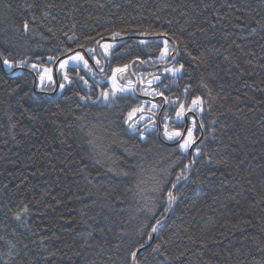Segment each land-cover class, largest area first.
Instances as JSON below:
<instances>
[{
    "label": "trees",
    "instance_id": "obj_1",
    "mask_svg": "<svg viewBox=\"0 0 264 264\" xmlns=\"http://www.w3.org/2000/svg\"><path fill=\"white\" fill-rule=\"evenodd\" d=\"M114 32L103 72L67 67L35 91L45 66ZM166 39L184 65L171 92L205 101L192 161L155 128L130 131L132 91L97 99L113 67L150 64ZM0 54L26 60L0 63V264L9 242L11 264H130L145 241L142 264H264V0H0Z\"/></svg>",
    "mask_w": 264,
    "mask_h": 264
},
{
    "label": "snow or ice",
    "instance_id": "obj_2",
    "mask_svg": "<svg viewBox=\"0 0 264 264\" xmlns=\"http://www.w3.org/2000/svg\"><path fill=\"white\" fill-rule=\"evenodd\" d=\"M28 8H31L32 5L28 4L27 5ZM256 23H260V21H256ZM23 29L24 32H28L29 31V22L27 20L24 21L23 24ZM114 37L116 36H120L119 32H114L112 34ZM141 35H146V33H141ZM161 35H164L163 33H161ZM69 39H73V37H69ZM99 43V42H97ZM140 44L142 45H148L150 42L147 40H141L139 41ZM164 43V48L161 49L160 52V57L159 59H164L169 55V50H168V45H169V41L166 39L163 41ZM100 47L103 48L104 50V55L108 56L110 54V50L114 48V45L112 44H101ZM87 51L89 53L94 52V49H87ZM93 59H95V57H92ZM0 59H2V63L4 65L5 68L11 70L14 67H20L23 66L26 63V60H19V61H15V60H10L8 57H4L3 54H0ZM49 60H52L53 57H49ZM137 59H139V57H137ZM173 59H175V57H173ZM83 64L84 69L88 70L89 72L92 71L91 67L89 66V61L87 59H85V56L82 55L79 52H76L74 55L68 56L66 59L59 61V70L61 72L64 73V80L68 81L69 80V76L67 71H65V69L70 65H74L75 68L78 70L79 69V65ZM95 63L97 66L100 65V60L96 59ZM141 63H145V61H141ZM39 66L36 64H32L31 65V69L35 70L37 69ZM130 67V64H124L122 66H117L115 68L112 69V76L110 77L111 81H112V88L111 90H102L100 93V96L97 98L98 100L102 97L104 102H111L116 98V94L117 92H125L126 89L123 87H120L117 82H116V77L117 74H123L125 73L128 68ZM184 68V65H180L179 67H172V68H168L165 69V71L170 72L173 76H175L177 73H180ZM52 69L51 68H43V71L38 73L39 75V79L41 82V86H43L45 78H47L48 82L51 83L53 82V77H52ZM100 71L103 72L104 69L101 67ZM81 80H84L83 76L79 77ZM160 78L159 77H153L152 80L148 81L149 86L152 85V83L154 81H158ZM84 83L87 84V80H84ZM130 88H131V82H129ZM60 88L63 89L64 88V84L61 83L60 84ZM132 91H135V89H131ZM187 91V86L186 89ZM154 91V90H153ZM145 94H149V93H145ZM156 95H163V93L160 92H155ZM81 99H84V97H81ZM165 100L167 101V98H165ZM205 103V101L200 97V96H195L190 104L185 105L184 103H180L179 107L175 110V122H176V127L171 129L169 128V126L167 124H165L164 127V137L168 140H176L179 141V149L181 151L186 152L188 150L189 147H191L194 143H195V139L193 137V130L195 127V121H193V126L192 127H188L187 128V135H184L183 132L179 129V125L185 120L186 118V114L187 113H191V112H196L197 110L199 111H203L202 105ZM153 108H156L157 105H152ZM144 111L143 107H137V108H133L127 116V120L125 121V123H128V121H132L133 117L136 113L138 112H142ZM190 118V117H189ZM140 120H143L144 117L140 116L139 117ZM167 119V117H166ZM128 127L129 129H131L134 132H140V129L137 127V122H132V123H128ZM200 127H203V124L200 125ZM149 129L145 128V131H148ZM140 138L143 139L144 135L143 132H140ZM197 153H199V149H197ZM209 163H211V159H209L208 161ZM216 163H220V161H217ZM190 165H185L184 169L181 170V172L177 175L176 178V182L172 184L171 189H169L167 191V199H166V204L167 206L165 207L164 211L167 212L171 209V207L173 206L174 202L177 199L178 193H175L174 191H172V189H175L177 187V184L179 183L180 179L183 178L185 180H187V175L186 172L188 171ZM111 171V169H109ZM127 173H124V175H126ZM157 191H159V189H157ZM27 211V209H25V212ZM16 220H21V216L20 214H17L15 217ZM161 225V220H157L156 224L152 226L151 228V232L148 234V238L151 239L152 238V233H157L159 231V226ZM0 239H3V237H0ZM147 243V241H145L144 243H140L138 247L133 246L132 249H130V257H131V261L130 264H142V262L138 259V254L141 248H143L145 246V244ZM159 248V245L156 246V248L153 249V251H156ZM15 249V245L11 244L9 242V250L8 253L6 254L8 256V260L5 261V264H11V261L15 259L14 255H13V250ZM0 255H5L3 253H0Z\"/></svg>",
    "mask_w": 264,
    "mask_h": 264
},
{
    "label": "flooded vegetation",
    "instance_id": "obj_3",
    "mask_svg": "<svg viewBox=\"0 0 264 264\" xmlns=\"http://www.w3.org/2000/svg\"><path fill=\"white\" fill-rule=\"evenodd\" d=\"M100 44L101 42L99 43L96 42L94 45L95 59L90 57L88 52L85 50L83 51V49L81 51H77L85 55V57H87L89 61V65L91 64L94 68V71L97 72L98 74H100L101 71H100V68H98L95 63L96 59L100 60V65H102V68L104 70L106 67V63L101 56V53L104 54V52L102 51V49H101L102 52L100 51ZM163 48L164 47H162L161 49ZM160 52L161 50L158 52V54H153L152 57H148L146 61L150 64H146V65L144 64L141 67L134 66L135 63H139V62L141 63L139 59L133 60L131 63H129L130 67L128 68V70L125 73L120 74L119 78H120V81L122 82L126 79L128 83L131 81V89H135V91H132L131 89L128 91H132L135 95L138 96V98L141 100L139 107L144 108V111L138 112L134 115L133 120L130 121V123L137 122L138 128L140 127L147 128L149 126H153L152 128L156 129V134H158V131H159L160 138H163L162 135H164L163 133H164L165 124H167L169 128L173 127V123H175V110L179 107V104L181 102L184 104L185 102L182 100V98L175 96L173 94L174 92H171L170 82H171V77H173V75L170 72L165 71V69L171 68L174 64L173 63L174 52H170L169 50V55L166 58L159 59ZM70 55H73V54H70ZM59 61L57 65L55 66V68H54L55 62L52 65L53 73L56 72L57 78L59 75L58 68H57ZM73 66L74 65L68 66V67H73ZM79 66H82V65H79ZM112 69L110 71V74L112 73ZM91 75H93V73ZM175 76H177V74ZM153 77H159L160 79L158 81H154L152 85L149 86L148 81L152 80ZM58 81H59V78H58ZM146 92L149 94H145ZM155 92L163 93V95H156ZM165 98H167V101L165 100ZM144 101L146 103H144ZM154 104L157 105L156 108L152 107V105ZM194 115H195L194 112L187 113L185 120L180 124V130L182 132L186 127L184 135H187V128L191 127L190 119L192 117L194 118ZM140 116H143L144 119L140 120L139 119ZM194 119L197 123V119L196 118ZM152 128H149V129H152ZM197 134L195 133V131H193V137L195 139V143L192 145V147L197 145L199 143V140L202 137L201 134L200 135L198 134V136Z\"/></svg>",
    "mask_w": 264,
    "mask_h": 264
},
{
    "label": "rangeland",
    "instance_id": "obj_4",
    "mask_svg": "<svg viewBox=\"0 0 264 264\" xmlns=\"http://www.w3.org/2000/svg\"><path fill=\"white\" fill-rule=\"evenodd\" d=\"M105 43H107V44H112V45L115 46V42H114V41H103V42H101V44H105ZM101 44H100V45H101ZM100 49H102V51L104 52V50H103L102 47H100ZM75 53H76V52H75ZM75 53H74V54H75ZM81 54H82V53H81ZM82 55H83V54H82ZM69 56H71V55H69ZM84 56H85V55H84ZM67 57H68V56L62 58L61 60H64V59H66ZM85 59H87V57H85ZM87 60H88V59H87ZM80 65L83 66L82 63H81ZM69 66H72V64H70ZM45 67L49 68V66H45ZM45 67H44V68H45ZM50 68L52 69V67H50ZM57 68H58V72H59L60 77L64 79V73L61 72V71L59 70V64H58ZM171 68H172V67H171ZM52 70H53V69H52ZM42 71H43V70H42ZM65 71H66V69H65ZM119 75H120V74L118 73V74H117V77H116V82H117V84H118L120 87L125 88V89H126L125 92H127L128 90L131 89V88H130V85H129L127 79L124 80L123 82L120 81ZM111 76H112V73H111L110 76L107 78L108 83H109V89H110V90H111V88H112V81H111V79H110ZM52 77H53V83H54V85H56V80H55V76H54L53 71H52ZM57 82L59 83L58 78H57ZM64 82H67V81L64 80ZM130 82H131V81H130ZM43 86H48V80H47V78H45V81H44ZM43 86H41L40 79H39V77H37V79H36V87L39 88V89H41ZM53 91H54V90H53ZM117 93H121V92H117ZM101 98H102V97H101ZM102 101H103V98H102ZM144 103H146V102L144 101ZM142 104H143V102H142ZM129 123H130V122H129ZM152 127H153V126H149V127H147V128L149 129V128H152ZM144 129H145V128H144ZM130 131L133 132L131 129H130Z\"/></svg>",
    "mask_w": 264,
    "mask_h": 264
},
{
    "label": "water",
    "instance_id": "obj_5",
    "mask_svg": "<svg viewBox=\"0 0 264 264\" xmlns=\"http://www.w3.org/2000/svg\"><path fill=\"white\" fill-rule=\"evenodd\" d=\"M118 39H119V38H117V37H106V38H103L101 41H113V40H118ZM98 42H100V41H98ZM79 50H80V49H79ZM81 50H82V49H81ZM74 52H75V50H72V51H70L69 53H66V54L63 55V56L58 57V58L55 60L54 68H55V66L57 65V63H58L59 60H61L62 58L66 57V56H68V55H70V54H73ZM172 54H173V53H172ZM0 63L2 64V59H0ZM2 66H3V64H2ZM54 76H55V80H56V85H55V89H54V91H55V90L57 89V86H58L56 72L54 73ZM35 82H36V81H35V79H34V83H33V87H34V89H35V85H36ZM35 91H36V92H39V91H37L36 89H35ZM54 91H52V93H53ZM128 123H129V122H128ZM128 123H127V124H128ZM185 129H186V127H185ZM185 129L183 130V134H185ZM200 134L202 135V132H201ZM157 136H158V138H159L161 141H163V140L160 138V133H159V131H158ZM176 142H179V141H176ZM191 151H192V146L189 147V150H188L190 160L192 161V158H191ZM181 181H183V179L180 180L179 182H181ZM174 190H175V189H172V191H174ZM170 210H171V209H170ZM170 210H169V212H170ZM169 212H168V214L166 215V217L169 215ZM153 235H154V233H152V237H153Z\"/></svg>",
    "mask_w": 264,
    "mask_h": 264
},
{
    "label": "bare ground",
    "instance_id": "obj_6",
    "mask_svg": "<svg viewBox=\"0 0 264 264\" xmlns=\"http://www.w3.org/2000/svg\"><path fill=\"white\" fill-rule=\"evenodd\" d=\"M35 81H36V78H35ZM35 83H36V82H35ZM35 86H36V85H35ZM57 88H58V86H57ZM55 91H56V90H55ZM55 91H54V92H55ZM54 92H53V93H54Z\"/></svg>",
    "mask_w": 264,
    "mask_h": 264
}]
</instances>
